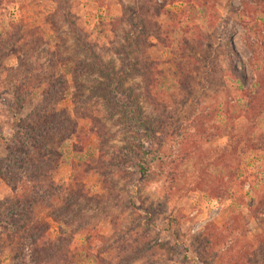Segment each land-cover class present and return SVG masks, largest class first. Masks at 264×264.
<instances>
[{"label":"rangeland","instance_id":"obj_1","mask_svg":"<svg viewBox=\"0 0 264 264\" xmlns=\"http://www.w3.org/2000/svg\"><path fill=\"white\" fill-rule=\"evenodd\" d=\"M244 1L0 0V157L48 82L65 74L66 92L41 110L64 124L49 128L40 149L47 158L39 182L52 186L50 205L38 199L28 225L45 220L69 264H264V110L244 113L223 47L228 38L248 86L251 52L239 18L250 5L252 35L264 42V0ZM127 8L147 24L140 34L138 81L149 86L142 102L163 121L152 148L162 156L147 181L134 168L118 171L129 163L121 150L129 136L105 117L100 100L84 102L87 83L72 76L73 44L61 20L73 15L87 42L118 61L114 46L134 29ZM33 60L43 70L26 73ZM253 61L260 71L264 56ZM14 89L27 90L18 113ZM11 197L23 198L0 175V201ZM68 205L74 214L57 215ZM18 237H0V264H16ZM59 253V264H68Z\"/></svg>","mask_w":264,"mask_h":264},{"label":"trees","instance_id":"obj_2","mask_svg":"<svg viewBox=\"0 0 264 264\" xmlns=\"http://www.w3.org/2000/svg\"><path fill=\"white\" fill-rule=\"evenodd\" d=\"M246 2L248 0H245L243 4ZM247 6L243 13L240 11L239 23L246 29L244 40L251 52V57L248 61L252 68L253 76L248 86L243 88L246 80L244 64H242L243 67L240 69L233 65L232 57H230V53H233V48L228 38L224 39L223 47L227 60L226 70L235 77L242 90L244 113H250L253 110L259 113L264 110V66L259 71L254 68L253 60L254 58L258 60L260 56H264V42L259 41L258 38L254 39L252 35L255 34V31L253 30V25L250 24L251 17L249 12L251 11V6ZM229 9L236 10L231 3H229ZM130 12L133 13L131 26L134 29L126 31L122 37L123 41L114 46L118 61L103 58L100 51L87 42L85 33L78 27L73 15L65 13L61 20L65 24L66 32L69 34L73 44L71 51L75 61L74 64L76 65L72 76L74 79L83 78L87 83L85 85L87 93L84 102L93 99L100 100L106 112L104 114L105 117L109 118L113 123H119L122 127V132H126L129 136L121 147L125 160L129 163L122 165L121 168H118V171L122 173L126 170V173H130V171L136 169L140 179L147 181L151 177L154 178L157 173L155 166L158 164V159L162 156L161 153H158V150H153L152 148L153 142L158 139L157 132L163 127V121L160 115L156 112L154 113L152 109L146 111L142 102V99H144L143 91L148 89L149 86L140 84L138 81V76L142 74L143 68L141 67V64H143L141 58L143 40L140 34L144 31L147 24L145 25L143 20L138 17L137 9L132 10L130 8L125 11V14ZM33 61L27 65L26 73L31 72L32 74L33 70H43L44 64L42 62ZM148 66L154 69L152 64ZM65 80L64 74L55 78L54 81L48 82L40 99L33 103L25 123L16 124L17 132L20 133L19 137L17 139L14 138L6 146L7 154L4 157H0V175L8 182L12 192L17 193L20 191L23 196L22 200L20 199L22 202L18 198L12 197L0 201V237L3 235L13 238L14 236H19L16 242L19 250L13 257V263L16 264H59L57 259V254L59 253L58 243H55L53 239L46 235L48 223L44 220L36 226L33 225L34 223L28 225V222L32 215L30 212L35 207H38V199L44 197L43 201L50 205L47 194H51L49 190L52 189V186L39 182L44 177L41 169L43 164L46 163L45 158H47V152L42 154L40 149L45 147V139L49 134V128L60 129L64 127V124L58 122L54 114L47 116L41 110L43 105L45 106L56 96L58 97L61 92H66L62 88ZM141 87L145 89L142 90ZM25 91L27 92V90ZM25 91L17 92L15 89L12 91L13 103L11 108L17 113L22 109L21 101L26 100L25 96L27 93ZM19 104L20 106H18ZM147 143L150 145L147 146ZM35 153L37 155L32 158ZM36 167H39L37 174L34 173ZM13 180H15L14 183H12ZM22 182L24 185H22ZM78 187L83 190V184H79ZM74 213V208L68 205L60 208L57 215L63 217L61 214L67 216ZM34 219L35 215H32L31 220ZM1 240L0 238V243L2 242ZM143 252L142 249H139L135 254L132 253L133 255H131L129 262L138 258ZM59 255V257H62L60 253ZM53 256H55L54 262H52ZM62 258L64 259L65 256ZM64 261L69 264L65 259ZM121 262L123 263L124 261Z\"/></svg>","mask_w":264,"mask_h":264}]
</instances>
